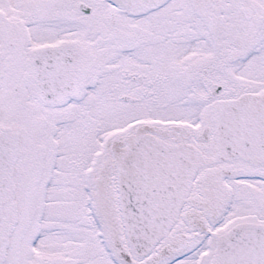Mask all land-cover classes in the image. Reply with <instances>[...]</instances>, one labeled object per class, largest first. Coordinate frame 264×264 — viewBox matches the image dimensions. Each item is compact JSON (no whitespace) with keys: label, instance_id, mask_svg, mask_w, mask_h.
Segmentation results:
<instances>
[{"label":"snow or ice","instance_id":"1","mask_svg":"<svg viewBox=\"0 0 264 264\" xmlns=\"http://www.w3.org/2000/svg\"><path fill=\"white\" fill-rule=\"evenodd\" d=\"M0 264H264V0H0Z\"/></svg>","mask_w":264,"mask_h":264}]
</instances>
